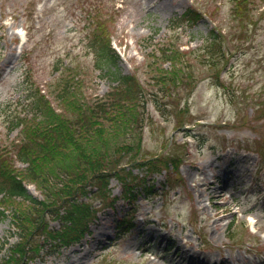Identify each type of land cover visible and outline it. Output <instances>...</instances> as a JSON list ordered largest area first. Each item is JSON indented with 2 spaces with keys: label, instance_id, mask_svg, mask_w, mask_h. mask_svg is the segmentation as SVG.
I'll list each match as a JSON object with an SVG mask.
<instances>
[{
  "label": "rangeland",
  "instance_id": "obj_1",
  "mask_svg": "<svg viewBox=\"0 0 264 264\" xmlns=\"http://www.w3.org/2000/svg\"><path fill=\"white\" fill-rule=\"evenodd\" d=\"M252 1L242 21L234 0H0V143L16 139L17 132L7 134L1 106L22 99L27 71L45 89L57 63L75 61L86 72L87 96L101 97L111 88L112 76L95 70L89 48L98 18L108 21L122 56L119 71L136 73L144 84L146 53L168 41L171 19L189 7L204 16L176 30L183 50L197 49L212 31L225 37L219 68L192 56L191 85H180L178 99L145 107L151 119L141 158L181 157L178 180L170 183L165 171L152 173L146 164L127 165L159 194L146 198L140 190L130 205L119 199L123 183L113 176L109 199L118 200L109 206L91 197L97 212L79 242L58 249L36 234L32 241L40 249L20 264H264V0ZM28 188L41 196L34 184ZM132 209L131 224L120 226L118 219ZM46 221L50 228L60 224L50 214ZM18 240L11 218H0V249L9 241L2 256ZM78 252L84 258L75 263Z\"/></svg>",
  "mask_w": 264,
  "mask_h": 264
},
{
  "label": "trees",
  "instance_id": "obj_2",
  "mask_svg": "<svg viewBox=\"0 0 264 264\" xmlns=\"http://www.w3.org/2000/svg\"><path fill=\"white\" fill-rule=\"evenodd\" d=\"M234 1L235 14L243 21L249 17L253 1ZM202 17L203 13L192 6L171 19L174 33L145 55L146 84L136 73L119 71L121 57L111 45L108 21L102 18L96 19L89 48L95 54V70L112 76L111 88L103 96H87L86 72L75 61L57 63V74L46 90L30 81L26 72L22 99L1 106L7 134L17 135L9 143H0V218H11L19 240L6 257L2 253L9 241L3 243L0 264H20L29 251L37 252L39 243L32 241L36 234L58 249L79 242L97 212L91 197L98 196L102 205L112 206L117 201L116 197L109 199L113 176L123 183L119 198L130 205L140 190H145L146 198L159 194L155 186L148 188L144 178L127 169L131 163L146 164L152 173L165 170L170 183L178 180L181 157L163 154L141 158L144 130L151 119L145 107L149 101L159 107L167 98L174 100L180 85H191L195 80L192 56L215 69L225 59V37L219 32L212 31L197 49H181L176 30ZM217 75L219 79V69ZM219 83L225 86L223 81ZM176 115L185 116L183 112ZM18 162L25 167H18ZM30 183L39 189L40 197L30 193ZM132 211L124 213L117 223L131 224ZM47 214L60 220L58 228L48 226Z\"/></svg>",
  "mask_w": 264,
  "mask_h": 264
},
{
  "label": "bare ground",
  "instance_id": "obj_3",
  "mask_svg": "<svg viewBox=\"0 0 264 264\" xmlns=\"http://www.w3.org/2000/svg\"><path fill=\"white\" fill-rule=\"evenodd\" d=\"M210 185L212 183H209ZM218 196H222L223 194L221 192L217 193ZM178 249V248H177ZM84 252H78L75 255L72 256V261L75 263H78L80 261H82V259L84 258Z\"/></svg>",
  "mask_w": 264,
  "mask_h": 264
}]
</instances>
